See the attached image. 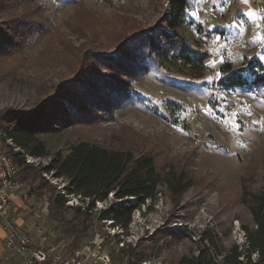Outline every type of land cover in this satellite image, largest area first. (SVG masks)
<instances>
[{"label":"rangeland","instance_id":"374dc122","mask_svg":"<svg viewBox=\"0 0 264 264\" xmlns=\"http://www.w3.org/2000/svg\"><path fill=\"white\" fill-rule=\"evenodd\" d=\"M167 3L0 0V29L9 38L13 31L4 20L39 9L38 18L21 27L17 41L6 39V51L0 54V111L27 112L44 99L68 97L71 84H91L88 74L119 78L89 56L122 52L129 36L163 28ZM179 31L207 55L200 78L186 68L178 72L159 66L148 58L146 45L131 46L132 58L142 60L146 68L129 80L123 104L111 114L95 111L96 118L40 133L46 153L39 156L38 165L31 164L39 168L50 156L66 155L75 143L86 140L149 153L161 177L182 172L191 185L175 197L161 183L156 199L136 208L126 227L102 218V210L115 201L111 194L77 219L75 207L86 208L88 201L65 193L69 208L62 217L47 210L43 222L50 241L64 242L68 252L95 240L112 264H175L181 255L197 253L203 246L199 235L204 230L216 234L224 249L246 246L242 226L254 227L248 205L252 194L264 191V85L223 87L216 82L223 63L237 69L257 58L264 65V0H188ZM40 175L48 179L53 193L65 192L61 177ZM30 183L24 182L27 191ZM50 193L37 196L48 198ZM22 210L24 218L18 223L34 234L32 212ZM251 258L257 261V253Z\"/></svg>","mask_w":264,"mask_h":264},{"label":"trees","instance_id":"16d2710c","mask_svg":"<svg viewBox=\"0 0 264 264\" xmlns=\"http://www.w3.org/2000/svg\"><path fill=\"white\" fill-rule=\"evenodd\" d=\"M167 4L166 14L160 22L164 24L163 28L157 26L129 36L122 43V52L118 51L114 55L95 53L89 56L95 65L105 64L119 78L88 74L92 79L91 84L80 88L77 83L71 84L68 97L44 99L27 112L13 108L0 111V129L24 150V153L11 151L20 178L23 182L31 180L27 191L30 195L51 192L48 194L50 215L62 217L69 207L65 206L64 193H53L54 189L48 179L40 175L42 172L63 178L66 182L65 193L78 194L82 200L88 201L86 208L75 207L77 219L84 218L96 200L105 199L111 194L115 201L102 210V218L111 219L112 223L124 227L129 224L136 208L148 199H156L161 183H166L175 197L191 185L189 178L182 172H169L165 178L161 177L155 159L149 153L136 154L131 149L107 147L86 140L75 143L66 155L58 152L50 156L47 163L39 168L25 161V154L38 157L46 153L40 133L96 118L99 114L93 116L95 111L111 114L123 104L131 88L129 80L136 78L146 68L142 60L132 58L131 46L146 45L148 58L165 69L184 72L186 68L192 77L200 78L203 75L206 53L192 47L179 31L184 22L188 0H168ZM32 11L25 10L23 15L4 20V24L8 25L7 30H12L13 34L10 39L0 29V54L6 51V39L17 41L21 27L27 26L28 20L38 18L37 6ZM219 70L222 75L216 83L223 87L254 88L264 85V65L257 58L250 59L237 69L226 62L219 66ZM248 206L254 227L242 226L246 243L244 248L238 249L237 244H234L224 249L216 234L204 230L199 235L203 246L197 253L181 255L175 264H264V191L252 194ZM66 222L71 225L73 218ZM253 252L258 255L257 261L251 258Z\"/></svg>","mask_w":264,"mask_h":264},{"label":"built area","instance_id":"2783aa9c","mask_svg":"<svg viewBox=\"0 0 264 264\" xmlns=\"http://www.w3.org/2000/svg\"><path fill=\"white\" fill-rule=\"evenodd\" d=\"M11 151L24 153V150L0 129V228L4 232V243L22 256L23 264H112L109 254L103 251L101 242L93 240L82 248L68 252L64 242L50 241V234L43 222L49 206L48 198L28 194ZM38 159L39 156L25 154L27 163L38 165ZM11 194H17L24 207L32 212L34 234L21 228V225L10 217ZM66 203L74 206L69 200Z\"/></svg>","mask_w":264,"mask_h":264},{"label":"crops","instance_id":"0c3cea01","mask_svg":"<svg viewBox=\"0 0 264 264\" xmlns=\"http://www.w3.org/2000/svg\"><path fill=\"white\" fill-rule=\"evenodd\" d=\"M11 204H10V217L14 219L17 222L22 221V218H24V212H22V209H26L24 207V204L20 197L17 194H11L10 198ZM15 213V216H14ZM19 217V218H15ZM33 221V219L31 218ZM32 221L29 220V222H26V225L28 223H32ZM0 264H23V258L22 256L16 255L5 246L4 243V232L0 228Z\"/></svg>","mask_w":264,"mask_h":264},{"label":"snow or ice","instance_id":"6c2138e0","mask_svg":"<svg viewBox=\"0 0 264 264\" xmlns=\"http://www.w3.org/2000/svg\"><path fill=\"white\" fill-rule=\"evenodd\" d=\"M243 2L246 4L248 2V0H243ZM251 11V10H250ZM246 15L249 13H245Z\"/></svg>","mask_w":264,"mask_h":264}]
</instances>
